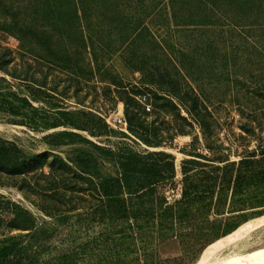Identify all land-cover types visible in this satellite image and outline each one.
<instances>
[{"label":"trees","instance_id":"1","mask_svg":"<svg viewBox=\"0 0 264 264\" xmlns=\"http://www.w3.org/2000/svg\"><path fill=\"white\" fill-rule=\"evenodd\" d=\"M263 5L264 0H0V15L9 14L1 18L0 31L18 39L21 56L17 62L12 51L0 47V71L10 78L0 77V113L8 117L6 123L36 133L65 128L42 137L49 153L28 152L18 136L7 139L0 134V184L9 180L29 199L58 194L59 188L66 194L89 193L85 204H34L56 222L83 212L76 217L79 235L69 250L75 256L74 264H166L156 244L174 237L183 241L213 227L210 216L231 207L247 186L248 173L256 167L253 155L234 162L188 154L181 161L177 180L175 156L147 148H158L189 132L180 125L173 132L160 133L157 121L148 120L151 113H145L136 101L139 94L152 100V115L158 119L169 111L168 94L161 92L150 70L136 66L139 57L123 58L127 46L122 45L120 58L149 79L140 83L141 88L128 89L107 64L119 50L87 31L119 30V41L125 43L131 39L130 32L136 35L147 30L146 19L155 12L168 14L171 23L182 26L238 28V24L258 21L260 16L255 13ZM55 71L64 76L53 74ZM97 74L108 85L104 94L113 103L111 109L117 100L124 104L130 135L110 128L101 116L83 109L53 112L52 102L59 98L75 97L76 103L84 104L86 96H79L82 84ZM71 90L73 94L68 95ZM182 100L191 103L186 112L193 122L201 126L209 122L195 93L182 94ZM175 115L191 125L188 118ZM112 135L131 138L146 149L135 152L130 146L114 148L98 142ZM64 146L69 148L68 162L57 154ZM260 174H264V166ZM3 204L0 222L28 232L26 244L22 236L11 237L0 249V264H12L10 255L30 253L41 243L39 235L47 237L46 241L52 231L38 225L29 209ZM214 237L207 236L200 246Z\"/></svg>","mask_w":264,"mask_h":264},{"label":"rangeland","instance_id":"2","mask_svg":"<svg viewBox=\"0 0 264 264\" xmlns=\"http://www.w3.org/2000/svg\"><path fill=\"white\" fill-rule=\"evenodd\" d=\"M7 12L0 15V20L9 16ZM257 14L260 19L258 21L254 19L255 21L252 20L246 26L238 24L240 25L238 28H221L177 25L180 23H171L168 14L155 12L146 19L147 30L136 35L130 32L131 39L125 43L119 41L121 39L117 34L119 30L87 31L91 36H101L103 42L109 44L111 49L119 50L120 53L113 56L107 64L112 66L114 73L120 76L128 89L134 86L141 88L140 83L149 79L148 75L144 78L140 72L134 71L120 58V54L124 52V48L120 47L122 45L127 46L125 49L127 54L123 58L130 60L131 56L139 57L141 61H138L136 66L138 68L144 66L150 70L152 79L160 84V89L163 90L161 92L168 94L171 101L167 108L169 111L167 115H162L158 119L152 115V100L139 94L136 101L145 113H151L148 120L157 121L160 133L173 132L180 125L189 132L176 136L173 142H165L158 148H147L150 151H165L175 156L177 180L180 178L181 161L188 159V154H202L209 158L230 159L234 162H239L247 155L254 156L251 160L256 163V167L248 173L247 186L244 191L238 192L236 201L230 208L226 207L223 214L213 213L210 216L209 221L213 227L183 241L174 237L156 244L155 249L161 259L167 261L166 264H198L211 245L251 223L264 219V174H260L264 166V5L261 12L255 13ZM72 31L70 29L71 33ZM0 47L12 51L16 61H21L19 41L15 36L0 31ZM53 74L64 76L56 71ZM99 76L97 74L92 81L83 82L79 96H86L84 104L76 103L75 97L59 98L52 102L55 105L53 112L58 109L67 111L83 109L101 116L110 128L130 135L127 127L118 123L119 117L125 118L124 104L117 100L111 109L113 103L104 94V88L108 85L101 83ZM0 77L10 81L9 76L1 71ZM111 88L113 91L114 87ZM192 92L199 97L201 108L208 112L209 122L204 126L193 122V117L186 112L191 103L182 100V94ZM72 94L73 90L69 91L68 95ZM175 114L188 118L191 125L188 126ZM7 120L8 117L0 113V134L7 139L18 136L20 145L32 153H49L42 137L65 130L62 126L36 133L22 126L8 124ZM81 134L86 136V133ZM90 139L95 140L91 137ZM98 142L114 148L118 145L130 146L135 152L146 149V145L139 146L131 138L118 135L103 136ZM210 145L219 146L220 149L210 151L207 148ZM68 151L69 148L64 146L57 154L68 162L66 157ZM236 170L240 172V168L237 167ZM88 194L86 191L79 195H73L70 191L66 194L59 188L58 194L56 192L46 197L34 195L29 199L18 186L12 185L9 180H2L0 203H4L3 207H6L5 203L7 208L12 207L10 203H14L29 209L38 225L48 226L52 231L46 241L47 237L43 239V235H39L41 243L30 253L10 255L8 258L14 261L12 264H74L75 256L69 250L74 246V238L79 235L78 226L75 225L76 217L83 215V212L74 213L66 220L56 222L45 216L34 204H85L89 199ZM27 233L9 228L4 221L0 222V249L11 237L22 236L21 241L26 244ZM212 234L215 237L201 247L204 239ZM247 237L249 240L246 245L258 247V244L264 243V225L250 232Z\"/></svg>","mask_w":264,"mask_h":264},{"label":"bare ground","instance_id":"3","mask_svg":"<svg viewBox=\"0 0 264 264\" xmlns=\"http://www.w3.org/2000/svg\"><path fill=\"white\" fill-rule=\"evenodd\" d=\"M261 225L264 219L251 223L231 236L211 245L198 264H264V243L258 247L246 245L248 234Z\"/></svg>","mask_w":264,"mask_h":264},{"label":"built area","instance_id":"4","mask_svg":"<svg viewBox=\"0 0 264 264\" xmlns=\"http://www.w3.org/2000/svg\"><path fill=\"white\" fill-rule=\"evenodd\" d=\"M118 123L120 124V125H123L125 128L127 127V123H126V120H125V118L123 117H119L118 118Z\"/></svg>","mask_w":264,"mask_h":264}]
</instances>
